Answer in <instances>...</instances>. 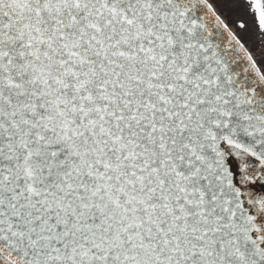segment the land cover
Listing matches in <instances>:
<instances>
[{"label":"snow or ice","instance_id":"obj_1","mask_svg":"<svg viewBox=\"0 0 264 264\" xmlns=\"http://www.w3.org/2000/svg\"><path fill=\"white\" fill-rule=\"evenodd\" d=\"M0 264H264V0H0Z\"/></svg>","mask_w":264,"mask_h":264}]
</instances>
